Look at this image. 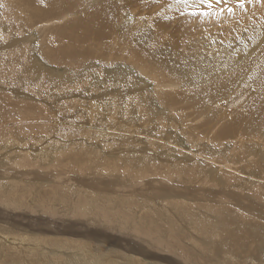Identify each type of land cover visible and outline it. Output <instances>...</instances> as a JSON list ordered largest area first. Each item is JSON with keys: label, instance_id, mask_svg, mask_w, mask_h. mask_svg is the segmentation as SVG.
Wrapping results in <instances>:
<instances>
[{"label": "bare ground", "instance_id": "6f19581e", "mask_svg": "<svg viewBox=\"0 0 264 264\" xmlns=\"http://www.w3.org/2000/svg\"><path fill=\"white\" fill-rule=\"evenodd\" d=\"M220 8L0 0V264H264V3Z\"/></svg>", "mask_w": 264, "mask_h": 264}, {"label": "rangeland", "instance_id": "374dc122", "mask_svg": "<svg viewBox=\"0 0 264 264\" xmlns=\"http://www.w3.org/2000/svg\"><path fill=\"white\" fill-rule=\"evenodd\" d=\"M154 1V0H153ZM158 2V5H160V3L162 2V1H157ZM212 3L213 4H215V6H220V7H227V6H229V7H232V6H235V5H237L238 4V2H237V0H234V1H232L230 4H217L216 2H215V0H212ZM129 18H131V17H129ZM132 19V18H131ZM249 31V30H248ZM252 32V31H251ZM245 34H247V36H245ZM250 33L249 32H244V34L240 37V38H235V37H233V36H231V40L232 41H234L235 40V42H233V43H229V42H225V44H229V46H233V47H239V44L241 45L239 48H241L242 47V45L245 43V39L244 38H247V40H249L250 42H248L247 40H246V42L248 43V44H250L251 43V41H253L254 43H255V39H256V35L254 34V33H252V35H249ZM36 36H37V34H36ZM36 36H34V37H36ZM245 36V37H244ZM250 36V37H249ZM261 36L264 38V28L262 29V31H261ZM252 37V38H251ZM254 37V38H253ZM240 41H239V40ZM251 39V40H250ZM239 42V44H238V42ZM27 41H29V39L27 40ZM261 42V41H260ZM36 43H37V41H36ZM236 44V45H235ZM263 45H264V42H263ZM261 46V45H260ZM264 47V46H263ZM259 49V48H258ZM169 51L168 52H172V49H168ZM237 55V56H236ZM241 60H242V57L239 55L238 56V54L236 53L235 54V56H233V59H232V62L229 64V65H237V64H239L240 62H241ZM100 63H97L96 65H94L93 67H95L96 68V66L97 67H99V68H101V66L99 65ZM118 64V65H117ZM115 66H116V68H118V67H125V68H127V65H125L123 62H116L115 64H114ZM91 66H92V62H91ZM63 67H67V66H63ZM110 67H114L113 65L112 66H110ZM90 68H92V67H90ZM115 68V67H114ZM113 68V69H114ZM226 68L227 69H229V72H231L232 73V75H235V76H238V83L239 82H241V81H243L244 79H246V77L248 76V74H249V71H247L246 69L243 71V72H241V73H238V70L237 69H234V68H229L228 67V65H226ZM62 70H64L63 68H62ZM116 70V69H115ZM81 74V73H80ZM82 76H83V74H81ZM36 78L38 79V77L36 76ZM138 79V78H137ZM13 87L14 86H12V89H13ZM9 90V97H10V95H11V93H12V91L13 90ZM19 89H21V97L23 96V98L25 99V98H28V97H31V95H30V93H28V94H25L24 93V91H25V88L23 87V88H19ZM11 91V92H10ZM261 116H263V115H261ZM257 127V126H256ZM252 129V128H251ZM250 130V129H249ZM249 130H247V131H249ZM262 132H264V129L263 128H261V133ZM260 137H262V136H260ZM182 146H184V145H182ZM187 146V145H186ZM192 150V149H191ZM263 153H264V147H263ZM259 162L260 163H264V159L263 158H259ZM0 170H2V169H0Z\"/></svg>", "mask_w": 264, "mask_h": 264}, {"label": "snow or ice", "instance_id": "6c2138e0", "mask_svg": "<svg viewBox=\"0 0 264 264\" xmlns=\"http://www.w3.org/2000/svg\"><path fill=\"white\" fill-rule=\"evenodd\" d=\"M181 2L188 3V0H181ZM199 2L201 4H205L206 3L208 5L209 9L213 8L212 0H199ZM215 2L217 4H227L228 0H215ZM237 2L239 3V6L241 8H244L245 7V2L251 3V2H253V0H237ZM259 2L264 3V0H259ZM225 11H227L229 14H232L234 9L231 8V7H227L226 9L225 8H220L218 12L203 11V12H193L192 14L194 16H203L205 18H208L210 16H215L218 19L220 16H222L224 14ZM212 43L214 44L215 41H212Z\"/></svg>", "mask_w": 264, "mask_h": 264}]
</instances>
